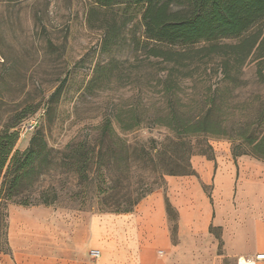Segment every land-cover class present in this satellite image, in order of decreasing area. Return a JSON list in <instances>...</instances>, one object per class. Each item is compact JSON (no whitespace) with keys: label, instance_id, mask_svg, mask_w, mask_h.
<instances>
[{"label":"trees","instance_id":"1","mask_svg":"<svg viewBox=\"0 0 264 264\" xmlns=\"http://www.w3.org/2000/svg\"><path fill=\"white\" fill-rule=\"evenodd\" d=\"M121 2L145 5L144 33L155 42L147 54L170 64L167 74L142 83L160 99L143 101L140 87L134 105L106 114L97 126L83 127L64 146L50 145L38 129L22 151L16 148L21 126L37 109L8 106L1 111L0 239L7 238L11 205L56 206L64 190L81 211L132 212L149 194L165 189L167 176L196 174L193 156L214 159L212 138L232 141L235 160L251 156L264 162V68L258 69L256 81L242 77L250 57L259 60L258 66L264 63V37L258 31L239 43L220 42L242 37L263 21L264 0H96L107 8ZM218 72L222 78L213 81ZM66 82L51 100L60 98ZM187 88L191 93L184 92ZM114 120L126 137L116 132ZM145 128L164 134L131 140ZM166 208L175 218L168 198Z\"/></svg>","mask_w":264,"mask_h":264},{"label":"rangeland","instance_id":"2","mask_svg":"<svg viewBox=\"0 0 264 264\" xmlns=\"http://www.w3.org/2000/svg\"><path fill=\"white\" fill-rule=\"evenodd\" d=\"M144 10V4L126 2L107 8L98 5L96 0H0V112L8 106L37 109L36 114L23 122L17 149L27 148L38 129H43L50 145L64 146L83 127L97 126L106 114L126 111L134 105L140 87H143L140 92L143 101L147 97L154 101L160 99L155 89H149L142 83L148 78L167 74L166 68L170 64L161 63L160 59L147 54L155 42L149 41L144 33ZM126 20H130L127 25ZM258 31L264 37V20L242 37L220 42L239 43ZM110 32L114 35L111 38L107 36ZM201 45L204 43L198 46ZM258 62L250 57L242 77L256 81L258 69L264 68V63L258 66ZM262 72L264 74V69ZM64 78L67 82L62 95L51 100V95ZM220 78V72L212 75L213 81ZM184 92L189 94L191 90L187 88ZM1 99L13 100V103L3 105ZM35 119L38 121L36 124L33 123ZM3 125L2 121L0 126ZM120 126V122L114 120L116 132L126 137ZM163 134V130L145 128L130 138L132 141L134 138L145 140L161 138ZM210 143L213 148L219 147V159H233L232 141L212 138ZM214 156V160H218L216 151ZM244 158L255 159L240 156L237 161ZM258 161L264 165L263 161ZM218 169L216 164L215 173ZM167 187L168 184L165 190L160 189L166 192ZM204 190L214 199L213 184L204 186ZM69 195L68 190H64L58 205L45 208L56 220L68 221L70 226L74 221H86L94 214L99 218L109 217L97 211L78 210L79 204L69 199ZM232 202L236 205V197ZM174 213L175 218L168 216V222L172 243L176 244L178 216L175 208ZM221 232V229L213 230L214 238L196 245L205 249L203 256L184 258L170 264H236L239 257L230 252ZM73 238V232L68 230L65 243L68 252L75 249ZM0 248L12 253L8 230L7 238L0 239ZM232 250L234 253H250L253 246L250 241H232Z\"/></svg>","mask_w":264,"mask_h":264},{"label":"crops","instance_id":"3","mask_svg":"<svg viewBox=\"0 0 264 264\" xmlns=\"http://www.w3.org/2000/svg\"><path fill=\"white\" fill-rule=\"evenodd\" d=\"M218 149H214L218 160L193 156L196 174L167 176L166 192L155 190L129 213H102L109 216L105 218L94 214L68 226V221L56 220L46 211L47 206L11 205L12 253L0 248V264H170L203 256L205 249L196 245L214 238L215 229H221L230 252L239 258L264 253V165L257 159H219ZM209 184L214 185V199L204 190ZM166 198L178 216L176 244L171 239ZM68 230L75 245L69 252ZM232 241H250L253 250L234 253ZM92 249L100 250L98 259L90 256ZM258 264H264V259Z\"/></svg>","mask_w":264,"mask_h":264},{"label":"built area","instance_id":"4","mask_svg":"<svg viewBox=\"0 0 264 264\" xmlns=\"http://www.w3.org/2000/svg\"><path fill=\"white\" fill-rule=\"evenodd\" d=\"M37 122V119L33 121L34 124H36ZM33 123L30 124L31 127L33 126ZM90 256L93 259H98L100 257V250L92 249L90 251ZM262 259H264V253L257 254L254 257H240L238 258L236 264H258V262Z\"/></svg>","mask_w":264,"mask_h":264},{"label":"bare ground","instance_id":"5","mask_svg":"<svg viewBox=\"0 0 264 264\" xmlns=\"http://www.w3.org/2000/svg\"><path fill=\"white\" fill-rule=\"evenodd\" d=\"M222 183V182H221ZM221 186V185H220Z\"/></svg>","mask_w":264,"mask_h":264}]
</instances>
